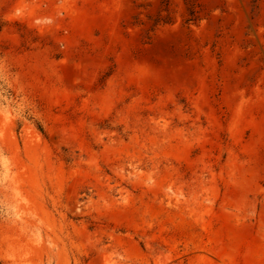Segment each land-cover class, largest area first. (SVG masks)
Listing matches in <instances>:
<instances>
[{
  "label": "rangeland",
  "instance_id": "rangeland-1",
  "mask_svg": "<svg viewBox=\"0 0 264 264\" xmlns=\"http://www.w3.org/2000/svg\"><path fill=\"white\" fill-rule=\"evenodd\" d=\"M0 264H264V0H0Z\"/></svg>",
  "mask_w": 264,
  "mask_h": 264
}]
</instances>
